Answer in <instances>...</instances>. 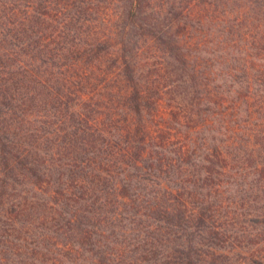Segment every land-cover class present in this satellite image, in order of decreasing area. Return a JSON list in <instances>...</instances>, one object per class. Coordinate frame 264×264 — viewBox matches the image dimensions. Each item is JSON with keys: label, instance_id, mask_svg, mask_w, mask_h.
<instances>
[{"label": "trees", "instance_id": "trees-1", "mask_svg": "<svg viewBox=\"0 0 264 264\" xmlns=\"http://www.w3.org/2000/svg\"><path fill=\"white\" fill-rule=\"evenodd\" d=\"M91 2L0 0V264H120L121 235L209 225L222 178L264 153V0L243 33H211L205 7Z\"/></svg>", "mask_w": 264, "mask_h": 264}, {"label": "rangeland", "instance_id": "rangeland-1", "mask_svg": "<svg viewBox=\"0 0 264 264\" xmlns=\"http://www.w3.org/2000/svg\"><path fill=\"white\" fill-rule=\"evenodd\" d=\"M87 1L92 3L91 1L93 0ZM106 1L110 2L111 7L116 8L117 3H120V0ZM180 1L183 2L182 5L186 4V6L184 5V9L180 7ZM236 1L230 0L228 1L229 4H226L227 1L223 0L222 4H218L217 0H150V4L156 9L155 11L160 12L161 15L163 12L160 8L166 4H174L178 7V10L181 9L182 14L187 10L198 11L201 7H205L207 10L201 9L202 13L214 18V24L208 27L211 33H218L221 30L230 31V29H232L234 33L262 30V28L252 25V18L256 15L249 10L247 4L249 0ZM239 3L241 5H239ZM98 7V11H101V2L98 3ZM108 8L110 9L109 6ZM258 14L262 20L264 18V11H260ZM242 16L246 17L245 22L242 21ZM216 17L219 18L218 21ZM259 22L257 24H259ZM166 24L171 25L173 33L177 32L180 28L178 27L177 30V23L170 17H167ZM188 26L189 25H187V27ZM147 46L151 45L148 43L144 44V47L149 48ZM149 53L153 55L155 50L150 49ZM155 56H157V54H155ZM148 59L147 63L152 65V62L154 63V57H148ZM158 68L159 67L152 68L153 73H155ZM162 68L159 69L160 72H165L166 70H162ZM171 77H174V73H172ZM151 79L154 78L151 77ZM163 87L164 85H162L161 88ZM169 103V99L164 97V100L160 101V112L164 114L166 118L167 116L170 119L172 118L171 124L174 125L175 120L169 109ZM176 139L180 140L179 138ZM263 156L264 153L260 157L255 158L252 163H250L248 159L245 160L246 167L240 165L239 168L235 165L233 170L230 171L232 175L222 178L221 187L224 189L221 190L223 191L222 196L224 198H229V200H225V202L222 201L224 202L221 206L222 208L218 207L216 211L211 210V212L215 213V218L210 220L211 222L209 225L207 224L205 228L197 230L191 223L190 227L188 226L183 233L171 231V229L168 228L169 235L166 233L165 229L151 232L152 225L149 224V227L146 229L147 233H143V235L136 236V232H131L119 236L120 239L125 240L126 245L125 251L120 256V264H184L183 262L187 259L184 251L189 245H192V249L194 250L192 260L195 264H264V218H262V216H264V174L260 175L259 172L253 169V166L257 162H260ZM186 182L187 180L185 183ZM28 186V184L19 186L22 190L21 192L24 193L25 190H28ZM185 187L188 186L186 185ZM7 188L8 191L11 192L10 187ZM191 190L192 188L188 187L182 190V192L184 196H186L187 192ZM212 191L215 192L214 189H212ZM200 192L202 194L206 193L207 196L213 195L211 192L205 191L204 187ZM7 194L9 193L7 192ZM196 196L200 197L198 194ZM240 212H242L243 215ZM234 215L239 216L233 217ZM254 218H258L260 222L254 221ZM206 229H209V232L206 231ZM212 229H215V231ZM193 232H195L194 236L191 235ZM184 233L185 235L183 236ZM182 249H184V251ZM132 255L138 260L136 261L132 258ZM152 255L156 256V258L150 261L145 259V257H150ZM122 256L124 259H121Z\"/></svg>", "mask_w": 264, "mask_h": 264}]
</instances>
